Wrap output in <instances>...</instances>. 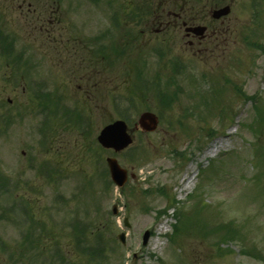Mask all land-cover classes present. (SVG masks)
<instances>
[{
  "label": "rangeland",
  "instance_id": "374dc122",
  "mask_svg": "<svg viewBox=\"0 0 264 264\" xmlns=\"http://www.w3.org/2000/svg\"><path fill=\"white\" fill-rule=\"evenodd\" d=\"M251 1L207 0L206 22L212 24L209 32L221 29L220 39L210 45L203 43L193 48L185 41L171 43L167 46L171 57H164L160 61L150 55L149 47L160 43L161 40L156 39L161 37L147 31L144 34L142 32V45L136 44V48L130 49L126 57L117 61L106 76H101V90L85 100L77 89L78 83H82L81 79L69 77L63 67L60 69V76L57 74L58 60L54 56L53 43L48 44L46 40L49 35L37 29V32L29 36L37 28L33 30V26H38L40 22L35 17L31 19L30 15L25 17L26 8L21 12L17 0H0V15L11 31L19 36V48L28 46L29 54L34 57L37 65L33 69H17L9 58L0 55V115L8 114L16 118L13 129L8 134L0 135V166L3 171L10 170L11 176L20 172V179L31 181L36 188L35 192H28L26 196L29 204L34 206L36 218L46 219L52 213L56 217L53 220L69 221L72 213L67 210L70 207L62 203L59 213L55 210L48 211L53 204L55 192L61 193L70 206H76L73 194L78 180L81 182L85 180V176H94L97 161L114 155L135 176L129 177L123 193L115 187L108 191V196L101 194L102 198L99 200L100 214L104 216L97 213L94 220L105 236L117 237L121 231L127 233V243L121 245L118 241L117 250L109 264H122L121 261H125L124 264H264V100L261 101L260 112H257V109H253V101L241 94H257L264 99V52L250 48L245 40L246 35L249 41L258 42L260 39L264 45V0L259 1L262 11L258 18H254ZM227 3L232 6L231 12L221 20L211 19L209 10L215 5L223 6ZM80 7L81 11L79 9L74 12L78 13L79 19L75 23L83 28L85 35L103 24V28L109 25L102 14L91 11L93 7L89 2L85 1ZM88 17H92L94 21L90 22ZM30 21L32 25H29ZM122 33L126 35L124 39L132 35L127 29ZM120 34L115 30L112 35L117 41H121L123 37ZM50 38L53 39V36ZM198 49L201 50L197 51ZM142 57L149 58V75L160 74L167 92L174 89L168 81L169 75L173 74L171 61L168 59L177 58L185 64L186 70L178 78V83L186 91L171 109L164 111L163 117L160 116L156 131L136 132L131 155L103 150L96 137L104 124L119 117L113 102L114 95L132 94L137 97L136 108L131 109L133 122L143 110L157 113L159 109L154 90L146 93L132 91L135 82L134 67ZM39 80H46L48 87L52 89L60 85L61 90H54L56 96L63 90L67 93L68 104L73 106L74 102L78 103L80 109L83 108L84 112L90 114L93 125L88 134L83 132L84 125L75 127L54 120L48 124L47 129L45 126L47 141L40 144L41 134L37 133L38 127L35 126L41 124L44 115H35L34 110L40 99L32 93L33 87L40 83ZM237 85L241 92L233 89H237ZM204 95L211 97L210 107L200 104ZM195 104H199V117L189 118L188 131H184L177 123L172 127L168 126L169 121L176 122L186 106L191 110L190 106ZM223 109L224 112L220 115L219 112ZM22 111L24 116L20 119L19 112ZM202 127L206 130H202ZM211 129H214L212 136L208 135ZM259 142L263 147L262 155L260 151L256 154V150L260 148ZM213 146L215 151L212 150ZM139 150L140 154L146 152L149 156L138 155L131 159L132 154ZM176 150L183 152L184 156L177 157L173 153ZM30 158L37 164L45 159H56L59 168L70 173V176L59 181L57 189L46 188L43 179L28 169ZM98 165L100 169L104 168L102 161ZM191 173L193 181L183 185V180ZM89 180L94 187V180ZM96 187L99 192L100 186ZM156 188H166L167 194L175 198L179 207L191 208L193 212L192 208L198 205L193 218L191 213L187 217L191 218L189 222L193 225L182 224L184 228L174 241L161 232L172 233V224L177 222L174 219L177 209L174 207L168 211L169 214H160L159 211L172 204L173 200L167 195L156 193ZM145 189H150V193L146 195ZM19 193L21 196L25 194L18 190L16 196ZM95 202L90 188V196L81 200L80 205ZM1 203L6 206L7 198L5 201L1 200ZM115 203H118L120 211L116 224L105 216ZM39 207H42V215L38 211ZM85 208L87 207L82 211ZM124 217L129 219V228L123 223ZM166 222L167 227L164 228L163 224ZM229 223L233 227L213 230L215 225L224 227ZM147 229L151 230V237L143 245L142 236ZM15 232L10 223L0 222V237L4 244L11 246ZM234 232L242 236L234 241H223L220 245L215 243L223 240V233L229 235ZM70 233L69 230H62L61 241L65 252L63 258L72 260L73 264H88L87 259L84 258L86 261L82 262V256L78 257L74 253ZM243 248L260 257L244 254ZM134 253L137 254L136 257L133 256ZM36 261L34 264H38V258ZM6 263L5 255L0 250V264Z\"/></svg>",
  "mask_w": 264,
  "mask_h": 264
},
{
  "label": "flooded vegetation",
  "instance_id": "af4514ba",
  "mask_svg": "<svg viewBox=\"0 0 264 264\" xmlns=\"http://www.w3.org/2000/svg\"><path fill=\"white\" fill-rule=\"evenodd\" d=\"M127 1V0H125ZM155 1L154 7L149 10L141 11L147 13L144 15H149V22L147 25L151 30H154L157 35H164L163 41L176 42L179 41L187 42L191 47L197 45L212 44L221 36V29L214 30L209 32L208 29L205 32L204 36L197 35L190 27L198 24H206V5L205 0L202 4H193L189 5V0H153ZM25 2V1H24ZM128 3V2H127ZM131 4H134V0H130ZM28 12H36V9L33 10L32 3L28 2ZM131 8H129V11ZM58 13L53 16L42 15L39 13L37 15V20L40 21L38 25L39 31L47 33L48 38L53 36V39L56 43L57 49V60L60 67L64 63L74 64L80 60L81 63L87 62L88 67L87 71L85 69L79 74V78L87 80L84 85H78V89L81 92H86L90 94L94 89V79L99 77L100 74H104L105 66L100 68L98 65L101 62L100 59L94 57V48H95V39L90 37L87 40H79V33L76 25L73 23V20L69 17L67 10L59 8ZM135 12V10H134ZM49 16V17H48ZM55 22V23H53ZM223 23V22H221ZM54 32V34H51ZM82 49V50H81ZM86 50V58L84 55L80 54ZM198 49L197 51H200ZM76 71L72 68L70 74L73 77H76ZM24 187V186H23ZM34 229H38L36 226ZM29 236L39 238L38 247L34 246L32 248H23L21 247V241L14 243L12 247L13 253L10 255V260L6 264H34L37 261L33 260V254L38 258L41 264H45L49 260V264H52L54 261L55 264H61V241L59 231L45 232V231H32L28 234ZM55 236V250L52 252L51 242L48 238ZM27 237V234L24 232L22 238ZM30 253L32 255V262L29 263Z\"/></svg>",
  "mask_w": 264,
  "mask_h": 264
},
{
  "label": "water",
  "instance_id": "95a60500",
  "mask_svg": "<svg viewBox=\"0 0 264 264\" xmlns=\"http://www.w3.org/2000/svg\"><path fill=\"white\" fill-rule=\"evenodd\" d=\"M230 12V6L227 5L220 9H216L213 11V16L215 18H219L223 15H226ZM205 30V27L199 26L195 28V31L198 33H202ZM139 125L144 130H154L157 126V118L154 114L150 112H145L141 115L139 119ZM100 142L106 147H114L119 150L125 146H127L131 142V137L127 132L126 123L122 120H118L113 124L106 126L101 134L99 135ZM109 165L112 172V176L114 180L123 184L126 179V171L120 168L117 160L115 158H109ZM127 221V220H126ZM148 234L145 235V241L147 239ZM122 239H124V235H121Z\"/></svg>",
  "mask_w": 264,
  "mask_h": 264
},
{
  "label": "trees",
  "instance_id": "16d2710c",
  "mask_svg": "<svg viewBox=\"0 0 264 264\" xmlns=\"http://www.w3.org/2000/svg\"><path fill=\"white\" fill-rule=\"evenodd\" d=\"M158 96L159 97H161V98H163V99H165V101L166 100H168V101H170L171 99H172V95L171 94H169L168 92H163L162 90H159V93H158ZM38 97V96H37ZM59 97L58 96H56L55 94H53V93H47L46 94V97H45V100L43 101V105L46 107V110H47V112H49L50 114H55L57 111H58V107L57 106H59V102L57 101V99H58ZM167 101V102H168ZM41 102V101H40ZM40 102H39V104H40ZM166 103V102H165ZM258 110V109H257ZM260 112V111H259ZM94 252H91L90 253V255L91 256H94V257H96L97 255H100L101 256V254L99 253V252H101V249H96V250H93ZM99 253V254H98ZM95 254H96V256H95Z\"/></svg>",
  "mask_w": 264,
  "mask_h": 264
}]
</instances>
